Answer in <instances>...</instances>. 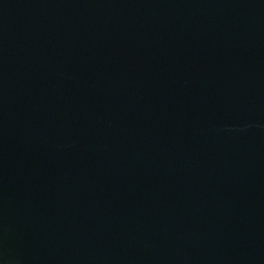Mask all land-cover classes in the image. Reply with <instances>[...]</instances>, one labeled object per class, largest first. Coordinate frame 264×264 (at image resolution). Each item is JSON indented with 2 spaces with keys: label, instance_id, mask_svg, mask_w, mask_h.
I'll return each instance as SVG.
<instances>
[{
  "label": "water",
  "instance_id": "95a60500",
  "mask_svg": "<svg viewBox=\"0 0 264 264\" xmlns=\"http://www.w3.org/2000/svg\"><path fill=\"white\" fill-rule=\"evenodd\" d=\"M2 264H264V0H0Z\"/></svg>",
  "mask_w": 264,
  "mask_h": 264
},
{
  "label": "snow or ice",
  "instance_id": "6c2138e0",
  "mask_svg": "<svg viewBox=\"0 0 264 264\" xmlns=\"http://www.w3.org/2000/svg\"><path fill=\"white\" fill-rule=\"evenodd\" d=\"M0 264H2V262H0Z\"/></svg>",
  "mask_w": 264,
  "mask_h": 264
}]
</instances>
